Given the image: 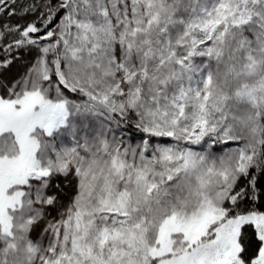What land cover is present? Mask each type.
<instances>
[{
  "label": "snow or ice",
  "instance_id": "snow-or-ice-1",
  "mask_svg": "<svg viewBox=\"0 0 264 264\" xmlns=\"http://www.w3.org/2000/svg\"><path fill=\"white\" fill-rule=\"evenodd\" d=\"M0 264H264V0H0Z\"/></svg>",
  "mask_w": 264,
  "mask_h": 264
},
{
  "label": "rangeland",
  "instance_id": "rangeland-1",
  "mask_svg": "<svg viewBox=\"0 0 264 264\" xmlns=\"http://www.w3.org/2000/svg\"><path fill=\"white\" fill-rule=\"evenodd\" d=\"M28 19L30 20V19H32V17H28ZM15 20H16V18H13V21L15 22ZM18 70H22V69H18L17 67H13V69H12V71L13 72H16V71H18ZM70 191V189L69 188H67L66 187V190H65V193H68ZM62 202H66L65 200H62Z\"/></svg>",
  "mask_w": 264,
  "mask_h": 264
},
{
  "label": "trees",
  "instance_id": "trees-1",
  "mask_svg": "<svg viewBox=\"0 0 264 264\" xmlns=\"http://www.w3.org/2000/svg\"><path fill=\"white\" fill-rule=\"evenodd\" d=\"M65 190H66V187H65Z\"/></svg>",
  "mask_w": 264,
  "mask_h": 264
}]
</instances>
